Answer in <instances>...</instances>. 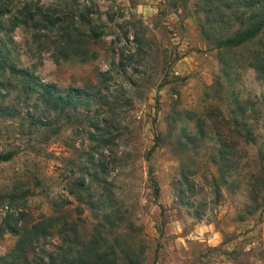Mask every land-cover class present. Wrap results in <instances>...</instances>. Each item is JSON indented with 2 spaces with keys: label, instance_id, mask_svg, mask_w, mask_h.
I'll return each instance as SVG.
<instances>
[{
  "label": "rangeland",
  "instance_id": "1",
  "mask_svg": "<svg viewBox=\"0 0 264 264\" xmlns=\"http://www.w3.org/2000/svg\"><path fill=\"white\" fill-rule=\"evenodd\" d=\"M249 3L0 0V264L10 216L59 264H264V32L219 47ZM10 66L89 106L36 113Z\"/></svg>",
  "mask_w": 264,
  "mask_h": 264
},
{
  "label": "trees",
  "instance_id": "2",
  "mask_svg": "<svg viewBox=\"0 0 264 264\" xmlns=\"http://www.w3.org/2000/svg\"><path fill=\"white\" fill-rule=\"evenodd\" d=\"M248 8L258 10L252 12L251 17L246 20H241L242 28L234 35L227 36L219 41V47H238L256 39L264 32V0H250ZM254 58H256L254 56ZM252 66L257 71H264V60L253 59ZM10 72L13 77L19 78L21 81V95L24 96V104L37 105L38 109L52 111H70L76 110L81 106H89L92 94L84 92L81 88H73L66 93L59 92L56 84L43 83L36 80L29 72L10 66ZM23 98V97H22ZM36 118V117H32ZM40 121L39 119H37ZM36 121V120H35ZM41 122V121H40ZM35 122L34 124H37ZM43 124V121H42ZM12 154H7L0 157V161H8L12 158ZM85 183V181H83ZM11 217L6 220L5 226L8 232L17 237L11 259L8 264H46L45 258L48 257L49 264H59L55 252H50L46 249V243L42 244L41 239H46L53 231H58L56 219L49 217L40 223L34 224L31 228L24 227L22 224L13 223ZM67 226H63L65 228ZM66 230V229H65ZM31 256L32 258L30 259ZM102 257V255H101ZM101 257L98 259L101 260ZM72 264H89V245H85L78 249L72 257ZM67 260V259H66ZM131 261V259H129Z\"/></svg>",
  "mask_w": 264,
  "mask_h": 264
}]
</instances>
